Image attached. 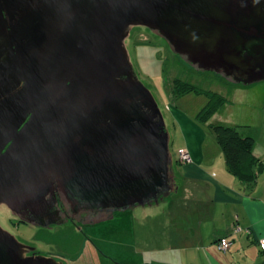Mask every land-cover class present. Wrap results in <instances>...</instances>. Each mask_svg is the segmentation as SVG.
Wrapping results in <instances>:
<instances>
[{"label":"water","instance_id":"water-1","mask_svg":"<svg viewBox=\"0 0 264 264\" xmlns=\"http://www.w3.org/2000/svg\"><path fill=\"white\" fill-rule=\"evenodd\" d=\"M133 26L197 69L264 79V0H0V205L25 222L97 223L174 190L163 117L124 43ZM29 250L0 226V264H63Z\"/></svg>","mask_w":264,"mask_h":264},{"label":"crops","instance_id":"crops-1","mask_svg":"<svg viewBox=\"0 0 264 264\" xmlns=\"http://www.w3.org/2000/svg\"><path fill=\"white\" fill-rule=\"evenodd\" d=\"M258 81L244 84L246 88L238 87L242 97L251 98L254 89L249 85ZM258 105L263 108L264 102ZM172 110L171 116L179 128L182 142L178 148L187 147L192 162H176L177 169L172 166L174 190L149 205L164 203L161 208L164 217L159 227L153 225L143 229L139 225V232L135 231L130 219L135 206L116 210L111 218L98 222L104 224L113 220V236L105 238L106 243L113 247H125L126 242L131 244V253H123L122 257L128 256L132 262L117 260V264H264V252L257 246L258 239L264 236V111L254 118L257 122L255 129L249 127L250 119L240 123H247L240 133L254 139L253 154L258 162L256 180L249 186L228 170L214 133L211 135L213 139H207V125L198 122L196 125L184 111ZM224 114L225 108L210 119L218 118L219 121ZM223 120L227 121L225 124L238 125L226 114ZM208 123L213 122L209 120ZM185 126L190 128L185 129ZM127 213L126 221L116 222L118 214ZM235 225L241 228L236 233L233 232ZM156 229H160L159 237L154 232L147 235L148 231ZM225 236L232 242L227 251L221 252L216 242ZM173 245L176 246L174 249ZM162 250L165 252L161 253Z\"/></svg>","mask_w":264,"mask_h":264},{"label":"rangeland","instance_id":"rangeland-1","mask_svg":"<svg viewBox=\"0 0 264 264\" xmlns=\"http://www.w3.org/2000/svg\"><path fill=\"white\" fill-rule=\"evenodd\" d=\"M124 43L137 77L154 96L163 117L165 130L169 137V154L174 170L178 167L176 162H181L178 150L180 148L187 149V147L178 148L182 142L179 128L171 116L172 109L184 111L190 118L189 120L195 121L197 125L196 122L198 121L195 117L207 101L205 94L195 92H188L179 96L172 95L175 78L225 96L229 103H226L218 111L222 113L225 108V114L237 122V128L240 132L246 128L245 125L247 124L241 125V121L245 122L250 119L249 127L252 130L257 126L254 118L264 111V107L258 105L264 102V79L249 85L250 88L254 89L250 94L251 98H244L242 92L238 91V87L246 88L243 83L235 84L212 70L193 67L173 51L163 37L145 26H133ZM224 115H221L219 121L218 118H212L210 122L225 124L227 121L223 120ZM188 127L190 128V126H185V129ZM205 131L208 133L207 139H213L211 136L213 132L209 126H205ZM162 203L154 204L156 206H149L150 204H148L134 207L131 211L133 220L131 216L130 219L135 231L139 232V225H142L143 229H149L153 225L159 227L164 217L161 211ZM56 209L60 210L58 207ZM126 215L128 213L125 215L118 214L117 217L119 216V218L116 217V222L126 221ZM150 216L152 218H149ZM172 220L173 218L169 222ZM110 222L87 226L88 224L84 222H72L59 218L51 226L44 227L25 222L6 205H0V226L3 229L11 233L19 242L33 247L38 254L52 256L62 261L63 264H117V260L132 262L129 261L128 256L122 257L123 253H131L132 247L129 246L131 244L126 242L125 247L120 245L113 247L110 243L105 242V238L113 236L111 235L113 220ZM159 231L160 229L148 231L147 235L154 232L155 236L159 237ZM175 247V245L172 246L173 249ZM164 252L162 250L161 253Z\"/></svg>","mask_w":264,"mask_h":264},{"label":"trees","instance_id":"trees-1","mask_svg":"<svg viewBox=\"0 0 264 264\" xmlns=\"http://www.w3.org/2000/svg\"><path fill=\"white\" fill-rule=\"evenodd\" d=\"M188 92L205 94L207 97L206 103L195 117L201 124H207L210 118L228 102L227 98L218 92L205 90L188 81L175 78L172 95L179 96ZM207 126L215 135L225 157L228 170L243 183L249 186L252 185L258 172L257 158L253 154L254 139L250 136L241 135L238 128L232 125L208 123Z\"/></svg>","mask_w":264,"mask_h":264},{"label":"built area","instance_id":"built-area-1","mask_svg":"<svg viewBox=\"0 0 264 264\" xmlns=\"http://www.w3.org/2000/svg\"><path fill=\"white\" fill-rule=\"evenodd\" d=\"M178 153L180 154V161L182 163H190L192 162V156L191 154L189 153V151L187 149H184V148H180L178 150ZM241 228L238 226V225H235L234 229H233V232H238L240 231ZM231 239L228 237V236H225V237H221L218 242L216 243V246L218 248L219 251L221 252H225L227 251L230 246H231ZM257 244L260 248L261 251H264V236L260 237L257 241Z\"/></svg>","mask_w":264,"mask_h":264},{"label":"flooded vegetation","instance_id":"flooded-vegetation-1","mask_svg":"<svg viewBox=\"0 0 264 264\" xmlns=\"http://www.w3.org/2000/svg\"><path fill=\"white\" fill-rule=\"evenodd\" d=\"M54 196L56 197V199H57V203L55 204V207L57 208L58 207V209H60V210H58V211H60L61 213L62 212H65V210H66V207H65V202H64V200L62 199V197L60 196V194H59V192L57 191V190H54ZM67 212V211H66ZM69 213V212H68ZM70 215V214H69ZM67 219H68V221H72V222H84V223H86V224H88L87 226H89V225H94L96 222H95V220L96 221H98L99 220V218H95L94 216H91V217H89L88 216V214L87 213H81L80 215H77L75 218H70V216H68V214H67V217H66ZM93 219V220H92ZM98 223V222H97ZM38 253L36 250H29V251H27L25 254L26 255H29V254H32V253Z\"/></svg>","mask_w":264,"mask_h":264}]
</instances>
